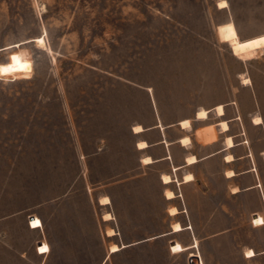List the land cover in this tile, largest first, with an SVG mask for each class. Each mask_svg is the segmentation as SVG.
Segmentation results:
<instances>
[{
	"label": "rangeland",
	"instance_id": "rangeland-1",
	"mask_svg": "<svg viewBox=\"0 0 264 264\" xmlns=\"http://www.w3.org/2000/svg\"><path fill=\"white\" fill-rule=\"evenodd\" d=\"M260 35L264 0H0V64L30 62L26 75L0 74V219L15 215L0 232L5 255L15 253L5 244L19 243L22 264H39L38 237L21 225L34 215L29 227L41 229L42 218L53 245L46 264H94L102 250L92 199L135 172L132 126L185 96L234 91L241 72L264 86V48L238 60L229 44ZM146 181L157 193L153 172ZM235 243L208 246L203 264H264ZM144 250L108 264H196L192 253L166 254L163 241ZM36 251L45 256L47 244Z\"/></svg>",
	"mask_w": 264,
	"mask_h": 264
},
{
	"label": "crops",
	"instance_id": "crops-1",
	"mask_svg": "<svg viewBox=\"0 0 264 264\" xmlns=\"http://www.w3.org/2000/svg\"><path fill=\"white\" fill-rule=\"evenodd\" d=\"M241 75L234 91L216 89L200 93L199 98L185 96L159 109L155 107L156 115L150 125L136 124L142 131L135 133L136 125L132 126L133 150L137 156L135 172L109 182L101 195L92 197L93 209L99 214L98 240L102 250L94 264H108L111 257L132 249H141L144 255V249L156 241H163L166 254L185 252L189 258L192 253L201 262L194 258L196 264H203L204 249L208 246L217 249L223 240H237L238 254L244 259L264 256V86L252 82L253 78L244 72ZM169 104L182 117L171 120ZM217 107L222 108L221 114L217 113ZM200 110L206 111V118L197 117ZM185 120L188 127L181 125ZM222 122L227 125L225 130L221 128ZM208 126H212L215 138L204 141L200 131ZM185 138L188 141L183 143ZM140 142L146 146L138 148ZM190 157L192 161H188ZM145 158L149 159L146 163ZM151 172L155 175L157 193H149L146 176ZM163 176H168L170 182L165 183ZM112 185L122 195L118 201L113 199ZM167 191L173 197L167 198ZM101 197H107L109 203L100 204ZM172 208L174 214L170 213ZM106 213L111 219H103ZM14 216L0 219V232H11L10 221ZM33 217L36 216L30 215L21 225L27 233L37 235L33 252L40 258L39 264H46L53 245L42 218H39L41 229L29 227L28 220ZM244 223L249 226L247 235ZM174 224H179L181 229L174 231ZM109 229L113 235L106 234ZM43 242L48 246L45 256L36 251ZM174 242L184 250L171 252L170 245ZM112 244L118 247L117 251H109ZM5 245L15 253L6 256L0 248V264H22L26 252H19V243L10 241ZM192 245L197 247L191 248ZM248 249L254 253L250 258L245 257Z\"/></svg>",
	"mask_w": 264,
	"mask_h": 264
},
{
	"label": "bare ground",
	"instance_id": "bare-ground-1",
	"mask_svg": "<svg viewBox=\"0 0 264 264\" xmlns=\"http://www.w3.org/2000/svg\"><path fill=\"white\" fill-rule=\"evenodd\" d=\"M225 6H226V2H224V1H220L218 3V7L219 8H224ZM37 41L40 43L43 40L38 38ZM229 44H230V48H231V51H232L233 55L241 57V58L249 57L250 55L253 54L254 51L264 48V35L256 36V37H253V38H250V39H246V40H242V41H239V40H236V39H232V40H230ZM29 71H30V62L27 60L26 57H23V56H21V58H19L15 63L0 64V74H13L14 76H16V75L17 76H23V75H26L27 72H29ZM217 113L218 114L222 113V108L221 107H217ZM206 116H207V113L204 110H200L197 113V117L198 118L204 119V118H206ZM256 121H259V118L256 119ZM181 125L183 127H188L189 122L186 121V120L182 121ZM221 128L223 130H225L227 128V125L224 122H222L221 123ZM140 131H142V127L140 125H136V126L133 127V132L136 133V132H140ZM200 136H201V138L204 141L213 140L215 138V133H214V130H213L212 126H208V127L204 128V129H202L200 131ZM187 141H188L187 138L182 140L183 143H186ZM226 142H227L228 145H231V143H232L230 139H227ZM145 146L146 145H145L144 142L138 143V148H143ZM226 158L230 159L231 157L229 158V156H227ZM192 160H193L192 157L188 158V161H192ZM148 161H149L148 158L143 159L144 163H146ZM227 174L230 175L231 173L228 172ZM162 179H163V181L165 183L170 182V178L168 176H163ZM185 179H187V178H185ZM166 197L167 198H171V197H173V194L171 192L167 191L166 192ZM108 203H109V199L107 197H102L100 199V204H108ZM175 212L176 211H175L174 208L170 209V213L171 214H174ZM103 219L104 220L111 219L110 214H107V213L104 214ZM180 229L181 228H180L179 224H174L173 225V230L174 231H179ZM106 234L107 235H113V231L109 229V230H107ZM115 250H117V246L112 244L110 246V251H115ZM253 255H254V253H253V251L251 249L246 251L245 256L247 258H250ZM192 258H195L196 261H197V257H194V255H192V257H190V259H192ZM197 263H200V261H197Z\"/></svg>",
	"mask_w": 264,
	"mask_h": 264
}]
</instances>
